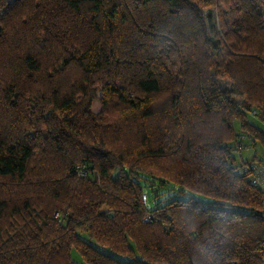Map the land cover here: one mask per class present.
<instances>
[{
    "label": "trees",
    "instance_id": "obj_1",
    "mask_svg": "<svg viewBox=\"0 0 264 264\" xmlns=\"http://www.w3.org/2000/svg\"><path fill=\"white\" fill-rule=\"evenodd\" d=\"M0 12V264H264V0Z\"/></svg>",
    "mask_w": 264,
    "mask_h": 264
},
{
    "label": "rangeland",
    "instance_id": "obj_2",
    "mask_svg": "<svg viewBox=\"0 0 264 264\" xmlns=\"http://www.w3.org/2000/svg\"><path fill=\"white\" fill-rule=\"evenodd\" d=\"M9 1H12V0H9ZM204 11L210 14V22L213 23L216 20H219L216 22H218L219 24L221 23L222 18L218 19V13L215 8H205ZM218 32H221V29L219 31V28H218L217 30L213 32V34L217 35ZM218 53H219L218 54L219 57H223L225 54V50L220 49ZM97 109L98 107L95 106L94 110H97ZM249 118L253 123L257 124L260 128L264 130V121L260 119L259 117H257V115H254L253 113H249ZM233 154L237 160V163H240L242 160L251 159L254 155H258L260 158L264 159V152L260 145H258V147L256 148H253V147L246 148L242 150L241 152L234 151ZM141 185L144 188V190L148 193V196H149V200L147 203L148 207H154L155 203L160 200H163L164 202L165 200L167 201L169 198H183L187 196V194L180 192L178 187L171 183H167L165 186H163V188L160 190L161 194L159 196L155 195L153 186L149 185V182L141 181ZM72 256L76 261L83 264L84 261L82 260V258L80 257V255L75 249H73L72 251Z\"/></svg>",
    "mask_w": 264,
    "mask_h": 264
},
{
    "label": "built area",
    "instance_id": "obj_3",
    "mask_svg": "<svg viewBox=\"0 0 264 264\" xmlns=\"http://www.w3.org/2000/svg\"><path fill=\"white\" fill-rule=\"evenodd\" d=\"M256 172H257V171H256ZM80 173H81V174H84V173H85V170H80ZM253 183H254L255 185L260 186L261 188L264 189V178L261 177L259 173L255 174V177H254ZM142 197H143V200H144L145 202H147V200H148L147 194H146V193H143Z\"/></svg>",
    "mask_w": 264,
    "mask_h": 264
}]
</instances>
